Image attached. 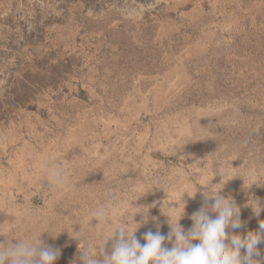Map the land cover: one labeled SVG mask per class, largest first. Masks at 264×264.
<instances>
[{
	"label": "rangeland",
	"instance_id": "1",
	"mask_svg": "<svg viewBox=\"0 0 264 264\" xmlns=\"http://www.w3.org/2000/svg\"><path fill=\"white\" fill-rule=\"evenodd\" d=\"M205 186L240 207L228 231L258 230L264 0H0V248L83 264L122 224L144 244L184 209L187 231Z\"/></svg>",
	"mask_w": 264,
	"mask_h": 264
},
{
	"label": "clouds",
	"instance_id": "2",
	"mask_svg": "<svg viewBox=\"0 0 264 264\" xmlns=\"http://www.w3.org/2000/svg\"><path fill=\"white\" fill-rule=\"evenodd\" d=\"M219 174L223 176L220 171ZM49 175L55 180H61V173L54 167L49 170ZM249 177L251 183L245 187L259 183L254 170L249 173ZM205 187H208L211 194L204 192V204L191 215L193 223L187 231L179 223L184 209L174 224L170 222L172 213H165L169 217L170 231L164 235L160 231L153 233L149 230L143 234L144 244L134 234L139 227L137 222L135 229L122 224L98 246V253L94 254L91 248L82 249L80 260L83 264H256V257L260 256L258 245L264 242V220L260 221L258 230H249L243 236L228 231L229 228L235 230L242 227L240 207L231 198L220 195L221 188ZM195 193L187 194L193 197ZM169 202L170 209L176 207L169 206ZM256 205L252 207L256 215H259L261 206L258 202ZM209 212L217 215L213 218ZM137 213H143L146 221L147 213L137 211L133 218ZM107 214L105 208H100L93 213L92 218L100 221ZM114 237L111 252H105L106 242ZM166 240L173 241L171 248L164 246ZM242 249L245 250L243 254ZM58 256L59 250L42 246L40 237L17 240L16 243L0 248V264H54Z\"/></svg>",
	"mask_w": 264,
	"mask_h": 264
}]
</instances>
